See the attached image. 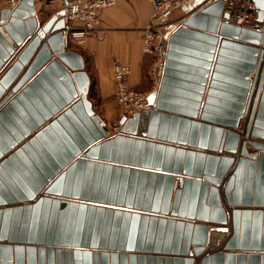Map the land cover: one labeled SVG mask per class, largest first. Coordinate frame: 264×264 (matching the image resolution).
<instances>
[{
	"label": "water",
	"instance_id": "1",
	"mask_svg": "<svg viewBox=\"0 0 264 264\" xmlns=\"http://www.w3.org/2000/svg\"><path fill=\"white\" fill-rule=\"evenodd\" d=\"M195 0L115 136L63 8L0 11V264H264V0Z\"/></svg>",
	"mask_w": 264,
	"mask_h": 264
},
{
	"label": "built area",
	"instance_id": "2",
	"mask_svg": "<svg viewBox=\"0 0 264 264\" xmlns=\"http://www.w3.org/2000/svg\"><path fill=\"white\" fill-rule=\"evenodd\" d=\"M119 0H65L63 4V35L64 44L83 46L86 39L98 27L101 12ZM151 12L146 26L141 35V49L143 57L149 58L147 74L150 87L147 90H139L130 83L131 67L126 63L116 62L113 65V96L118 106L122 108L120 113L110 121L97 115L101 126L108 136H115L120 128L136 112L151 107L148 98L155 93L159 86L161 69L165 59V40L163 27L172 12L181 6H190L195 0H149ZM20 0H0L3 8L13 10ZM244 5L237 10V4ZM225 10L231 13L237 23L250 25L249 19L254 16V10L249 0H227ZM110 125V126H109Z\"/></svg>",
	"mask_w": 264,
	"mask_h": 264
},
{
	"label": "crops",
	"instance_id": "3",
	"mask_svg": "<svg viewBox=\"0 0 264 264\" xmlns=\"http://www.w3.org/2000/svg\"><path fill=\"white\" fill-rule=\"evenodd\" d=\"M36 7L48 15L63 7L65 0H34ZM3 7L0 5V11ZM151 12L149 0H119L100 14L98 27L88 36L83 46L70 45V49L81 54L94 76L90 98L95 113L107 121L115 118L122 108L113 96V65L126 63L131 67L130 83L135 88L142 86L141 35ZM167 19L165 27L173 22ZM138 89V88H137ZM142 90V89H139ZM147 90V89H146ZM89 95V92H88Z\"/></svg>",
	"mask_w": 264,
	"mask_h": 264
},
{
	"label": "trees",
	"instance_id": "4",
	"mask_svg": "<svg viewBox=\"0 0 264 264\" xmlns=\"http://www.w3.org/2000/svg\"><path fill=\"white\" fill-rule=\"evenodd\" d=\"M85 70L90 78V86H89V94L92 92V87L94 85V76L90 70V66H89V62H88V58L85 57ZM148 65H149V58L145 57L142 63V86L136 87L138 89H146L147 87H150V80L147 74V70H148Z\"/></svg>",
	"mask_w": 264,
	"mask_h": 264
},
{
	"label": "rangeland",
	"instance_id": "5",
	"mask_svg": "<svg viewBox=\"0 0 264 264\" xmlns=\"http://www.w3.org/2000/svg\"><path fill=\"white\" fill-rule=\"evenodd\" d=\"M186 7H187V6H181V7H179L178 9L174 10V11L172 12V14L170 15L169 19H171L172 17H173V20L179 18L181 15H183V14L186 12ZM243 8H244V5L241 4V3H238V4H237V10H236V12H238V10L243 9ZM253 18H254V16L251 15V17H250V19H249V22H250V23H252ZM169 28H170V25H169L168 27H165V26L163 27V31H164L165 36H166V34H167ZM68 47H70V45H69ZM69 49H70V48H69ZM143 60H144V59H143ZM146 89H149V88L147 87ZM146 89H142V90H146ZM154 94H155V93L151 94V95L149 96V98H148V100H149L150 103H151V101H152V98H153ZM88 97H89V99H90V98H94V94H91V93H90V94L88 95ZM96 113H97V112H96ZM109 126H110V125H109Z\"/></svg>",
	"mask_w": 264,
	"mask_h": 264
}]
</instances>
